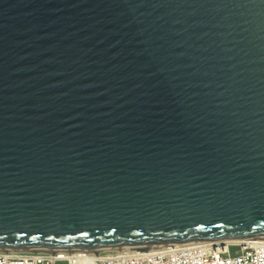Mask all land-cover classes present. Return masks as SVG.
<instances>
[{
	"label": "water",
	"instance_id": "obj_1",
	"mask_svg": "<svg viewBox=\"0 0 264 264\" xmlns=\"http://www.w3.org/2000/svg\"><path fill=\"white\" fill-rule=\"evenodd\" d=\"M264 236V0H0V248Z\"/></svg>",
	"mask_w": 264,
	"mask_h": 264
},
{
	"label": "built area",
	"instance_id": "obj_2",
	"mask_svg": "<svg viewBox=\"0 0 264 264\" xmlns=\"http://www.w3.org/2000/svg\"><path fill=\"white\" fill-rule=\"evenodd\" d=\"M0 248V264H264V236L243 243L185 242L144 249Z\"/></svg>",
	"mask_w": 264,
	"mask_h": 264
},
{
	"label": "bare ground",
	"instance_id": "obj_3",
	"mask_svg": "<svg viewBox=\"0 0 264 264\" xmlns=\"http://www.w3.org/2000/svg\"><path fill=\"white\" fill-rule=\"evenodd\" d=\"M249 238L245 239H233V240H227V243H243ZM162 246V244H152V245H137V246H117V247H107V248H100L99 250H110V249H121V248H129V249H144V248H156Z\"/></svg>",
	"mask_w": 264,
	"mask_h": 264
}]
</instances>
